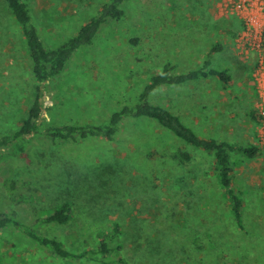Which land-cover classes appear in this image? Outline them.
<instances>
[{
  "label": "rangeland",
  "instance_id": "374dc122",
  "mask_svg": "<svg viewBox=\"0 0 264 264\" xmlns=\"http://www.w3.org/2000/svg\"><path fill=\"white\" fill-rule=\"evenodd\" d=\"M24 1L47 48L74 37L107 2ZM234 1L126 0L124 17L104 25L94 44L79 50L49 84L43 116L58 126L105 124L123 105L136 103L167 62L177 74L200 68L219 45L212 67L227 71L230 85L213 76L161 87L152 101L180 114L203 137L261 149L254 159L232 155L245 202L244 228L234 222L211 173L210 153L169 136L150 119L127 122L112 141L39 137L25 155L5 152L0 214L16 212L32 226L69 203V223L39 230L82 254L119 225L118 252L109 258L124 264H264V100L258 56L240 47L245 27ZM37 87L20 26L0 0V136L22 127ZM180 148L193 154L187 166L172 159ZM9 177L29 202L16 204L10 197L3 186ZM100 258L88 253L75 262L63 260L13 228L0 231V264H101Z\"/></svg>",
  "mask_w": 264,
  "mask_h": 264
},
{
  "label": "trees",
  "instance_id": "16d2710c",
  "mask_svg": "<svg viewBox=\"0 0 264 264\" xmlns=\"http://www.w3.org/2000/svg\"><path fill=\"white\" fill-rule=\"evenodd\" d=\"M12 11L15 20L26 43L27 51L33 64V74L38 82L37 95L29 116L22 127L15 133L0 136V156L8 153L25 155L35 138L45 137L49 140L77 141L80 139L102 138L112 141L123 131L124 125L132 120H153L152 123L163 128L169 136L174 137L184 144L197 150L210 153L213 158L211 173L214 174L218 185L226 196L231 206V214L239 228H244L245 202L242 192L235 184L234 165L232 155L234 153L254 159L261 154V149L256 145H241L215 137H203L189 126L183 117L168 108L155 104L152 101L153 94L161 87H173L191 81H198L209 77H217L225 85L231 84V76L225 70L212 67V56L220 49L219 45L213 46L207 55L205 65L191 69L180 74L175 73L174 66L167 62L162 70L152 77L140 93L139 99L134 104L123 105L112 113L105 124L66 125L58 126L48 124L44 119L46 111L45 92L49 90V84L65 73L71 59L81 49L94 44L100 30L111 20H120L125 15L123 4L126 0H107L98 10L97 14L83 25L78 33L55 48H47L35 23L29 5L24 0H5ZM252 116L253 113H252ZM255 118V117H253ZM172 159L180 166H187L193 160V154L186 148H180L172 154ZM2 167V165H1ZM6 179V178H5ZM3 186L16 204L29 202L28 197L20 192L17 179L7 178ZM73 210L69 203H64L55 209L47 218L37 225H26L16 212L0 214V231L13 228L33 239L38 245L50 250L55 256L75 262L81 260L88 253L100 255L101 264H124L123 259L109 258L118 252L115 242L121 233L119 225L114 226V232H109L102 239L96 249H86L85 252L75 253L67 249L64 243L57 238L46 235L39 230L43 225H65L72 219ZM41 223V225H39Z\"/></svg>",
  "mask_w": 264,
  "mask_h": 264
},
{
  "label": "built area",
  "instance_id": "2783aa9c",
  "mask_svg": "<svg viewBox=\"0 0 264 264\" xmlns=\"http://www.w3.org/2000/svg\"><path fill=\"white\" fill-rule=\"evenodd\" d=\"M231 5L245 27L241 37L242 51L255 52L258 56V84L264 100V0H235Z\"/></svg>",
  "mask_w": 264,
  "mask_h": 264
},
{
  "label": "crops",
  "instance_id": "0c3cea01",
  "mask_svg": "<svg viewBox=\"0 0 264 264\" xmlns=\"http://www.w3.org/2000/svg\"><path fill=\"white\" fill-rule=\"evenodd\" d=\"M173 112V111H172Z\"/></svg>",
  "mask_w": 264,
  "mask_h": 264
}]
</instances>
